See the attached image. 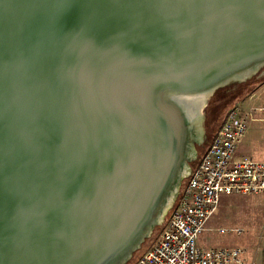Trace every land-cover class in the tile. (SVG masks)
Instances as JSON below:
<instances>
[{
    "label": "water",
    "instance_id": "1",
    "mask_svg": "<svg viewBox=\"0 0 264 264\" xmlns=\"http://www.w3.org/2000/svg\"><path fill=\"white\" fill-rule=\"evenodd\" d=\"M261 65L264 0H0V264H125L175 137L147 95Z\"/></svg>",
    "mask_w": 264,
    "mask_h": 264
},
{
    "label": "built area",
    "instance_id": "2",
    "mask_svg": "<svg viewBox=\"0 0 264 264\" xmlns=\"http://www.w3.org/2000/svg\"><path fill=\"white\" fill-rule=\"evenodd\" d=\"M256 98L261 96L256 93ZM264 102L227 110L218 129L195 164L158 238L134 264H246L241 245L201 246L198 237L224 195L264 193V156L238 155L237 149L253 115ZM220 234L241 235L238 227H218Z\"/></svg>",
    "mask_w": 264,
    "mask_h": 264
},
{
    "label": "rangeland",
    "instance_id": "3",
    "mask_svg": "<svg viewBox=\"0 0 264 264\" xmlns=\"http://www.w3.org/2000/svg\"><path fill=\"white\" fill-rule=\"evenodd\" d=\"M241 76L242 78L238 77L226 82H220L215 87L209 86L204 91L201 90L193 96L196 102L193 104V117L189 118L190 121L186 126L189 155L183 158L184 172L182 170V172L179 173L176 187L172 191L171 199L167 204L166 209L162 212L161 218L151 225L149 229L150 231H147V236L144 237L138 248L135 249L131 257L128 259L127 264H134L140 255L158 238L185 183L186 171L195 164L196 160L203 153L227 110L234 106H239L242 109H249L251 106H257L260 105L261 102H264V96L260 95L262 100L256 98V91L259 86L255 87L256 82L259 81V79L264 78V65H261L256 69L248 70L247 72H242ZM187 106L188 104L186 102H180V107L183 110L186 109ZM253 116L256 120V117L264 116V113H255ZM249 135V141L252 143L248 145V147L256 148V129L252 130ZM234 195H238V202L245 205L252 203V201L256 202V194H249L248 196H242L239 194ZM223 199H226V197L223 196ZM217 226L218 225H216V227ZM216 227L207 223L206 228L198 237V244L204 247L237 245L230 244L235 236L230 234H220L216 231ZM238 228L242 229L244 232L246 231V229L241 226Z\"/></svg>",
    "mask_w": 264,
    "mask_h": 264
},
{
    "label": "crops",
    "instance_id": "4",
    "mask_svg": "<svg viewBox=\"0 0 264 264\" xmlns=\"http://www.w3.org/2000/svg\"><path fill=\"white\" fill-rule=\"evenodd\" d=\"M264 96V83H261L256 91ZM262 100V99H261ZM256 122V125H255ZM238 146V155L264 156V116L250 120ZM256 129V148H249L250 132ZM208 224L216 227H243L246 231L235 236L230 244L245 246L248 249L246 264H264V193L256 194V202L248 205L238 202V195H224ZM246 196V195H242ZM248 196V195H247ZM244 205V206H243ZM219 223V224H217ZM215 228V229H216ZM231 235V234H230Z\"/></svg>",
    "mask_w": 264,
    "mask_h": 264
},
{
    "label": "bare ground",
    "instance_id": "5",
    "mask_svg": "<svg viewBox=\"0 0 264 264\" xmlns=\"http://www.w3.org/2000/svg\"><path fill=\"white\" fill-rule=\"evenodd\" d=\"M199 92L200 91L184 88L164 91L157 90L152 91L149 93L150 95H147L153 99L160 100L166 107L167 114L170 116L173 123V134H175V137L173 138L174 142L170 151L171 159L166 174L163 180L158 183L156 192L148 205L149 208L145 218L147 220H144L141 223V228L144 232H147L151 225L161 218L162 212L166 209L167 204L171 199L172 191L176 187L179 173L183 170V158L189 155L185 135L187 132L186 126L190 121L189 118L193 117L192 115L194 113L193 104L196 101L193 96ZM131 94L139 95L134 92H131ZM181 101L188 104L187 108L184 110L180 107Z\"/></svg>",
    "mask_w": 264,
    "mask_h": 264
},
{
    "label": "trees",
    "instance_id": "6",
    "mask_svg": "<svg viewBox=\"0 0 264 264\" xmlns=\"http://www.w3.org/2000/svg\"><path fill=\"white\" fill-rule=\"evenodd\" d=\"M261 83H264V78H261V79H259V81H257L256 82V86L255 87H257V86H259ZM255 89V88H254ZM251 92V91H250ZM220 125V124H219ZM219 127V126H218ZM218 127H217V129H218ZM216 129V130H217ZM216 132V131H215ZM215 132H214V134H215ZM213 134V135H214ZM213 137V136H212ZM212 137H211V139H212ZM205 150V149H204ZM204 152V151H203ZM125 264H127V261H126V263Z\"/></svg>",
    "mask_w": 264,
    "mask_h": 264
}]
</instances>
